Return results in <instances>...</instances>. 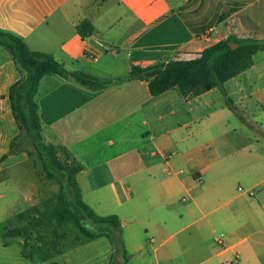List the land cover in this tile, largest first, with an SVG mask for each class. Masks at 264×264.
I'll list each match as a JSON object with an SVG mask.
<instances>
[{"label": "crops", "instance_id": "obj_1", "mask_svg": "<svg viewBox=\"0 0 264 264\" xmlns=\"http://www.w3.org/2000/svg\"><path fill=\"white\" fill-rule=\"evenodd\" d=\"M85 20L95 32L82 38ZM0 30L70 72L114 83L97 90L46 76L35 101L43 136L84 166V202L122 222L128 259L264 264V50L199 96L115 84L134 67L199 58L230 37L264 41V0H0ZM20 77L0 45V174L15 164L10 92ZM105 253L99 264H109Z\"/></svg>", "mask_w": 264, "mask_h": 264}, {"label": "trees", "instance_id": "obj_2", "mask_svg": "<svg viewBox=\"0 0 264 264\" xmlns=\"http://www.w3.org/2000/svg\"><path fill=\"white\" fill-rule=\"evenodd\" d=\"M77 29L82 38L90 37L95 32L93 24L88 20L81 22ZM231 43H237L238 48L232 49ZM0 45L12 55L21 73L20 79L11 87L10 92L13 115L19 130L21 132L24 129L30 137L47 177L66 183L65 190H62L55 200L47 202L45 210L35 206L23 211L17 218L20 221L34 218L38 226L46 222H55L60 226L75 224L88 240L102 237L108 239L112 246L109 264H116L117 257L122 259L123 264H127L129 259L122 238V222L117 215H98L84 202L77 180L84 166L74 159L64 146L46 143L35 101L40 83L46 76L74 79L97 90L114 83L99 81L82 72H70L52 55L30 50L20 37L12 33L0 30ZM261 50H264V41L230 37L207 48L199 58L157 63L146 68L134 67L130 75L119 79L115 84L139 79L148 82L152 96H159L174 88H179L184 96H199L223 86L251 68L253 57ZM89 222L95 224L98 229H89ZM30 233L27 229H8L4 236H24L27 239ZM58 246V242L53 240L52 247ZM22 254L29 258L24 252Z\"/></svg>", "mask_w": 264, "mask_h": 264}, {"label": "rangeland", "instance_id": "obj_3", "mask_svg": "<svg viewBox=\"0 0 264 264\" xmlns=\"http://www.w3.org/2000/svg\"><path fill=\"white\" fill-rule=\"evenodd\" d=\"M44 139L47 144H52L47 138ZM13 148L15 155L11 157L15 164L0 174V264H30L21 257L20 251L36 261L34 264H67L69 256L73 258L68 264H84V261L99 264L105 252L112 253L108 239L88 240L75 224L60 226L55 222H46L38 226L34 218L24 221L17 218L30 207L38 206L45 210L47 202L55 200L65 190L66 183L47 177L35 146L24 129L16 138ZM87 199L90 200L91 196ZM15 213L12 219L6 221ZM87 227L98 229L92 222ZM8 229H27L31 233L27 239L24 236L5 238L4 233ZM2 234L5 243L10 244L8 248L3 245ZM53 240L58 242L57 248L52 247ZM129 253L133 256L131 251ZM116 264H123L120 257L116 258ZM127 264H147V259L130 257Z\"/></svg>", "mask_w": 264, "mask_h": 264}, {"label": "water", "instance_id": "obj_4", "mask_svg": "<svg viewBox=\"0 0 264 264\" xmlns=\"http://www.w3.org/2000/svg\"><path fill=\"white\" fill-rule=\"evenodd\" d=\"M230 45L232 49H236L239 46L237 43H231Z\"/></svg>", "mask_w": 264, "mask_h": 264}]
</instances>
